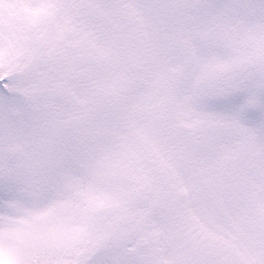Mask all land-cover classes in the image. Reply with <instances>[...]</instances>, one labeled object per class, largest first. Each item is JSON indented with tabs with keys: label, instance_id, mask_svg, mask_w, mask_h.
Masks as SVG:
<instances>
[{
	"label": "snow or ice",
	"instance_id": "6c2138e0",
	"mask_svg": "<svg viewBox=\"0 0 264 264\" xmlns=\"http://www.w3.org/2000/svg\"><path fill=\"white\" fill-rule=\"evenodd\" d=\"M0 264H264V0H0Z\"/></svg>",
	"mask_w": 264,
	"mask_h": 264
}]
</instances>
